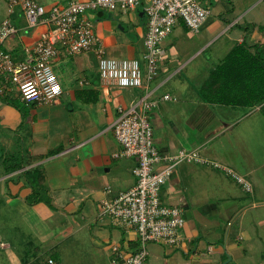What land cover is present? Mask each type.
Wrapping results in <instances>:
<instances>
[{
	"label": "crops",
	"instance_id": "0c3cea01",
	"mask_svg": "<svg viewBox=\"0 0 264 264\" xmlns=\"http://www.w3.org/2000/svg\"><path fill=\"white\" fill-rule=\"evenodd\" d=\"M43 1L52 7L84 0ZM203 2L212 15L198 33L178 21L162 43L166 58L152 80L143 60L148 25L142 5L126 14H86L100 44L80 55L58 45L52 65L63 94L52 102L25 103L11 84L0 83V264H79L81 247L93 264H123L114 263L118 251L139 249L137 232L103 215V203L136 184L137 161L116 157L123 148L113 127L120 109L147 95L158 101L148 113L157 149L197 151L208 161L180 165L162 188V203L183 210V242L148 249L147 264H255L264 257V114L259 106L208 102L204 95L232 50L264 45V0ZM7 18L20 33L4 49L20 62L45 27L28 29L20 9L8 10ZM99 50L107 58L141 61L143 86L102 82ZM165 95L172 99L163 101ZM33 185L49 193L51 205L46 195L37 200Z\"/></svg>",
	"mask_w": 264,
	"mask_h": 264
},
{
	"label": "built area",
	"instance_id": "2783aa9c",
	"mask_svg": "<svg viewBox=\"0 0 264 264\" xmlns=\"http://www.w3.org/2000/svg\"><path fill=\"white\" fill-rule=\"evenodd\" d=\"M8 10L23 12L28 29L45 27L35 45L24 49L26 58L18 62L4 49L8 39L20 33L10 18L0 24V83H9L25 103H50L63 94L61 82L53 69V60L61 54L62 45L69 55L91 52L100 44L93 24L86 19L89 11H120L128 13L144 6L148 31L145 37V62L148 80L155 78L166 50L162 43L182 19L195 33L201 31L212 15V10L198 0H84L67 6L45 7L38 0H7ZM98 69L102 82L120 88H141L143 72L137 59H113L98 52ZM4 91L3 88H0ZM143 100L129 109H120L114 132L123 150L117 158L134 157L133 175L136 184L120 193L112 201L103 203V215L118 226L137 232L139 249L126 255L118 251L114 263L147 264L150 244L181 247L182 230L186 225L183 210L162 203L161 190L182 164H207L197 151L180 150L176 154L161 153L154 141V132L148 113L158 101ZM165 95L162 100H171ZM215 167H220L214 164ZM232 174V171H228ZM242 183L243 179L237 176ZM247 185V184H246ZM248 189L249 186L247 185ZM49 264H56L53 259Z\"/></svg>",
	"mask_w": 264,
	"mask_h": 264
},
{
	"label": "trees",
	"instance_id": "16d2710c",
	"mask_svg": "<svg viewBox=\"0 0 264 264\" xmlns=\"http://www.w3.org/2000/svg\"><path fill=\"white\" fill-rule=\"evenodd\" d=\"M254 48L252 51L245 45L237 46L216 68L204 90L208 102L248 108L259 106L264 114V45ZM32 188L40 196L37 200L46 197L51 205L49 193L43 187L36 189L33 185Z\"/></svg>",
	"mask_w": 264,
	"mask_h": 264
},
{
	"label": "rangeland",
	"instance_id": "374dc122",
	"mask_svg": "<svg viewBox=\"0 0 264 264\" xmlns=\"http://www.w3.org/2000/svg\"><path fill=\"white\" fill-rule=\"evenodd\" d=\"M41 4H43L45 7H50L49 5H50V3H52V2H46V1H43V0H38ZM199 2H201V3H204L203 1L204 0H198ZM48 4V5H47ZM213 4H215V2H213ZM215 6V5H214ZM8 4H7V0H0V23L2 22V20H4L7 16H8ZM12 38V37H11ZM211 53H213L212 52V50H209L208 52H207V55L209 56ZM206 55V56H207ZM13 86V85H12ZM15 91L16 92H18L16 89H15ZM12 97L11 98H16L15 99V104H20L19 103V100H18V98H17V93H15V94H13V95H11ZM122 228H126L125 226H123ZM127 229V228H126ZM157 245V244H156ZM263 245H264V241H263ZM161 247V245H158V246H154L153 244L151 245V246H149V248L148 249H150V251L151 252H154V248L155 247ZM83 247H81V249H82ZM77 250V251H75V252H82L81 253V255H79V254H77V253H75V257L77 258V259H83V261H81L79 264H93L94 263V260L92 259V258H90V256H88L87 255V251H85V249H83V250ZM264 255V254H263ZM71 257V260H74V255H71L70 256ZM262 259H264V257L263 256H261L260 258H258L257 260H259V261H257L256 260V262H255V264H259V262H262V264H264V260H262ZM65 263H67V260H66V262ZM69 264H72V263H69Z\"/></svg>",
	"mask_w": 264,
	"mask_h": 264
}]
</instances>
